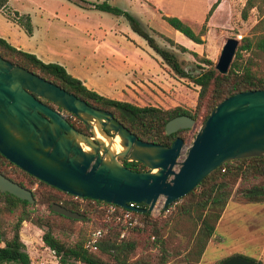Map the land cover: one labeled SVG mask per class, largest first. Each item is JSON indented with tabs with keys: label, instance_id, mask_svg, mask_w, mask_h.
<instances>
[{
	"label": "trees",
	"instance_id": "trees-1",
	"mask_svg": "<svg viewBox=\"0 0 264 264\" xmlns=\"http://www.w3.org/2000/svg\"><path fill=\"white\" fill-rule=\"evenodd\" d=\"M6 1L0 0L3 16L17 24L26 35H30L32 27L28 14L18 13L15 10L9 14L4 10ZM67 1L81 8L122 17L129 29L142 38L147 47L157 54L175 74L187 77L198 87L193 110L178 105L168 108L139 106L128 101L105 97L88 89L80 80L66 72L61 65L42 62L34 54L13 47L2 37H0V57L57 85L89 106L110 112L120 124L142 141L169 145L175 137L184 140L189 128L165 134L164 124L167 120L174 116L187 115L194 121L199 120L202 123L210 110L223 98L239 91L264 89V74L252 70L250 63L244 60L242 54V51L249 48L264 53V0L244 1L240 18L245 19L248 11L254 7L259 15L263 16L252 29H258L261 32L239 39L225 74L218 73L210 59L196 52L191 54L198 60V71L196 74L186 72L172 51L157 44L150 34L154 33L153 29L145 27L134 14L110 5L105 0ZM218 1L215 0L209 5L196 32L176 16L160 13V19L191 42L201 44L203 42L201 37L207 30L206 22ZM167 40L171 44H176L171 39L167 38ZM176 46L180 51L186 50L180 44ZM38 99L60 112L76 130L89 134L85 125L77 117L50 101L40 97ZM122 164L131 170L145 169L140 162L122 161ZM0 174L28 189L33 198V202L29 203L7 192H0V264H30L24 244L19 238V228L23 221L42 229L40 237L42 245L53 252L58 264H166L170 254L165 234L170 221L173 220L175 224L185 223L190 229V246L182 257V264L198 262L206 243L214 232L216 221L232 193L243 203H264L263 156L222 163L205 175L193 189L161 209L157 216H152L148 212L131 211L137 224L129 227H125L112 218H106L107 203L78 198L62 192L22 171L1 154ZM236 182L246 183L234 188ZM34 184L36 187L32 190L31 187ZM52 203L74 211L82 218L72 219L52 212L49 209ZM37 205H44L47 213H37ZM138 206L144 205L140 203ZM93 219L95 224L91 226L89 222ZM103 228L106 230L98 238L96 250L86 249L84 243L90 233ZM121 232L122 236L119 237ZM72 234H74L73 239L67 240V237ZM247 260L262 264L256 259L247 258Z\"/></svg>",
	"mask_w": 264,
	"mask_h": 264
},
{
	"label": "water",
	"instance_id": "water-1",
	"mask_svg": "<svg viewBox=\"0 0 264 264\" xmlns=\"http://www.w3.org/2000/svg\"><path fill=\"white\" fill-rule=\"evenodd\" d=\"M237 44L236 38L225 39L213 66L218 73L227 72ZM38 97L77 117L89 134L76 130ZM193 124L187 115L174 116L164 124V132L174 133ZM93 125L108 144L117 135L122 149L115 153L96 139ZM0 154L22 171L74 197L151 213L158 198H163L164 209L224 162L264 157V89L239 91L223 98L187 146L180 137L161 145L138 139L110 112L91 107L0 57ZM122 161L140 162L145 169L131 170ZM0 192L33 202L28 189L2 174ZM128 202L144 206L129 208ZM49 209L72 219L82 218L56 203ZM218 264L255 263L229 256Z\"/></svg>",
	"mask_w": 264,
	"mask_h": 264
},
{
	"label": "rangeland",
	"instance_id": "rangeland-1",
	"mask_svg": "<svg viewBox=\"0 0 264 264\" xmlns=\"http://www.w3.org/2000/svg\"><path fill=\"white\" fill-rule=\"evenodd\" d=\"M105 1L134 14L145 27L153 29L154 33L150 34L157 44L172 51L182 68L190 74L198 71V60L194 59L191 52L205 56L214 65L226 38H236L239 43L240 38L261 32L252 29L263 16L254 7L248 11L245 19L240 18L245 0H219L208 17L201 44L191 42L170 28L160 19V13L183 15L190 20L187 24L196 32L209 5L215 0ZM4 10L8 13L12 10L27 13L34 30V38L28 40L38 46L42 61L61 65L98 94L139 106L168 108L178 105L193 110L198 87L187 77L175 74L147 47L142 38L129 29L122 17L81 8L67 0H7ZM7 30L13 31V28H10L0 11V37L6 39L3 33ZM20 36L25 40L28 38L22 30ZM167 38L186 50L180 51ZM242 54L252 70L264 74V53L249 48ZM200 124L199 120H195L185 133V146L190 143ZM245 183L236 182L234 188ZM35 187L34 184L31 189ZM162 201V197L158 198L151 211L152 216L159 214ZM36 210L40 214L47 213L44 205H37ZM89 224L93 226L94 219ZM214 229L216 236L213 238L211 235V241L206 243L199 261L187 264H216L233 254L255 259L257 252L264 248V203H243L232 193ZM105 230L103 228L102 231ZM41 234L42 229L29 222L23 221L20 225L19 238L30 264H58L53 252L42 245ZM73 237L74 234L67 240ZM165 237L170 254L166 264H182V257L191 241L189 227L171 220ZM257 260L264 264V250L263 256Z\"/></svg>",
	"mask_w": 264,
	"mask_h": 264
},
{
	"label": "crops",
	"instance_id": "crops-1",
	"mask_svg": "<svg viewBox=\"0 0 264 264\" xmlns=\"http://www.w3.org/2000/svg\"><path fill=\"white\" fill-rule=\"evenodd\" d=\"M1 11V10H0ZM2 13V12H1ZM27 14V13H26ZM161 14H164L166 15L165 13H161ZM3 15V14H2ZM4 17V16H3ZM179 19H181L182 21L186 22V23H189L190 20L189 19H185L183 15H180V14H177V16ZM187 17V16H185ZM5 21L10 25V28H13V31L12 30H7V31H4V36L6 37V41L11 44L13 47L17 48V49H20L22 51H26V52H29V53H32L34 54L38 59H40L42 61V55L40 54V51L38 50V46L34 43H30L28 39H33L34 38V30L32 28V31H31V34L30 35H27L28 38L23 39L24 37H21L20 36V30H22L17 24L11 22L10 20L6 19L4 17ZM30 19V18H29ZM31 23V22H30ZM32 27V25H31ZM16 30V31H14ZM23 31V30H22ZM175 31V30H174ZM177 32V31H176ZM24 33V31H23ZM43 62V61H42ZM46 63V62H45ZM65 69V68H64ZM67 72V71H66ZM93 86H95V83L94 82H91ZM95 87L101 89V87L99 85H96ZM89 89V88H88ZM97 93V92H96ZM106 97V96H105ZM109 98V97H108ZM215 230V229H214ZM216 236V233L213 232L212 234V237L214 238ZM211 239L208 241L210 242ZM263 249H260L259 252H257L256 254V260L257 259H260L262 256H263Z\"/></svg>",
	"mask_w": 264,
	"mask_h": 264
},
{
	"label": "built area",
	"instance_id": "built-area-1",
	"mask_svg": "<svg viewBox=\"0 0 264 264\" xmlns=\"http://www.w3.org/2000/svg\"><path fill=\"white\" fill-rule=\"evenodd\" d=\"M129 208L139 207L138 204L128 202ZM131 209L122 208L116 204L108 203L105 208L106 218H112L116 222L122 223L125 227L133 226L137 224V220L132 216ZM103 231L96 229L92 231L88 239L84 243V247L90 251L96 250V242L102 235ZM122 236V232L120 234Z\"/></svg>",
	"mask_w": 264,
	"mask_h": 264
},
{
	"label": "bare ground",
	"instance_id": "bare-ground-1",
	"mask_svg": "<svg viewBox=\"0 0 264 264\" xmlns=\"http://www.w3.org/2000/svg\"><path fill=\"white\" fill-rule=\"evenodd\" d=\"M93 131H94V136H95V138L96 139H98V140H100V141H102L104 144H106V145H109L110 147V149L113 151V152H115V153H118L121 149H122V146L120 145V143H119V137L116 135L112 140H111V142L108 144V141L103 137V136H101L99 133H98V131L95 129V126L93 125ZM82 148L84 149V150H88V147H86V146H83L82 145ZM154 171V170H153Z\"/></svg>",
	"mask_w": 264,
	"mask_h": 264
}]
</instances>
